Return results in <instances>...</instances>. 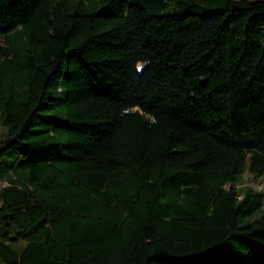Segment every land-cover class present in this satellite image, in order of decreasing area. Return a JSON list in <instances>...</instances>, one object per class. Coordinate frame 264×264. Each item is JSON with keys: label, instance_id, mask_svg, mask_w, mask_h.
Wrapping results in <instances>:
<instances>
[{"label": "trees", "instance_id": "1", "mask_svg": "<svg viewBox=\"0 0 264 264\" xmlns=\"http://www.w3.org/2000/svg\"><path fill=\"white\" fill-rule=\"evenodd\" d=\"M264 1L0 0V264H264Z\"/></svg>", "mask_w": 264, "mask_h": 264}, {"label": "rangeland", "instance_id": "2", "mask_svg": "<svg viewBox=\"0 0 264 264\" xmlns=\"http://www.w3.org/2000/svg\"><path fill=\"white\" fill-rule=\"evenodd\" d=\"M247 1H264V0H247ZM252 188L256 191H261L264 194V175L260 177H252L248 173L243 174L237 184L236 188L240 191H243L245 188ZM264 206V200H263Z\"/></svg>", "mask_w": 264, "mask_h": 264}]
</instances>
